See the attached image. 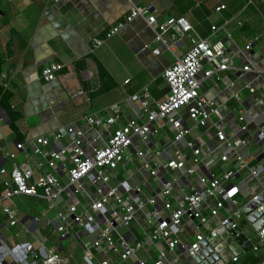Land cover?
Segmentation results:
<instances>
[{
  "label": "built area",
  "instance_id": "built-area-1",
  "mask_svg": "<svg viewBox=\"0 0 264 264\" xmlns=\"http://www.w3.org/2000/svg\"><path fill=\"white\" fill-rule=\"evenodd\" d=\"M60 1L50 0L52 4ZM248 5H253L250 0H247ZM223 10L225 6L221 5L215 12ZM138 18L145 21L157 43L165 45L168 36L175 44L183 37L189 38V49L183 56L174 57L173 63L162 73L168 89L165 99L153 101L147 88L131 98L139 104L145 117L142 124L127 120L116 104L111 106L107 116H85V131L64 126L47 137L38 138L33 148L37 173L29 164V157L10 170L0 167L3 189L0 212L8 218L10 226H15L18 221L11 202L16 197L53 203L65 192L84 195L88 201L86 209L78 211L77 206L68 205L65 213H58V223L53 225L59 239L70 234L79 239V234L72 232L75 226L94 237L91 243L82 245L83 264H95L91 249L113 253L120 263L135 259L137 264H177L179 257L186 255L197 264L195 259L202 256L204 241L219 257L213 264H239L240 254L245 256L249 252L257 257L264 245V228L255 235L259 246L249 239L238 246L237 253L232 249L228 252L222 243V237L238 225L233 218L242 208L236 205L237 197L242 194L241 176L247 173V177L258 183L264 179V165L257 161L264 156V121H260L264 116V96L246 104L240 92L231 93L236 82L229 79V75L241 78L244 74H253L254 83H259L264 92V68L252 65L248 56L252 43L234 52L232 48L236 46L226 25L211 27V37L221 33L224 38L212 42L210 38H200L185 17L168 18L158 23L150 8L135 6L122 22L107 31L105 39L117 35L125 25ZM237 27H242L241 22ZM102 44L101 40H93L94 49ZM236 57L242 58L240 67L235 63ZM63 68L64 65L50 63L42 69L41 78L47 83L53 82ZM69 68L72 70L71 66ZM92 76L88 72L86 78ZM66 77L69 74H65ZM207 82L220 83L224 91L230 92L228 99L219 102L209 97L204 91ZM0 87L7 89L1 83ZM244 89L252 96L256 93L252 84ZM82 96H85L82 89L71 94L75 99ZM63 140L68 141L67 146H60ZM249 140L258 146L256 155L247 150ZM51 143L52 148L43 149ZM22 147L18 143L15 151ZM6 157L16 158L10 152ZM134 161L159 186L151 196L144 195L142 185L147 182L136 181L127 171ZM218 164L227 168L216 169ZM122 172L125 177L119 180ZM60 175L65 177L64 183ZM111 176L117 180L112 186L109 185ZM90 188L94 190L92 193ZM263 193L264 186H261L244 206ZM208 202L213 203L210 208H207ZM226 205L235 208V213L211 226ZM147 207L150 208L146 216L149 233L139 241L131 234L126 236L135 216ZM34 221L38 223V219ZM201 227L206 233L201 232ZM188 237L191 241H187ZM249 242L250 249L245 253L242 246ZM154 243L164 244L166 250L159 252L155 259L137 258L139 252ZM166 253H174L173 261L166 262ZM8 260L12 264H67L58 251L48 249L44 242L8 247L0 237V264H7ZM204 261L209 262V259ZM99 264L112 263L105 259Z\"/></svg>",
  "mask_w": 264,
  "mask_h": 264
},
{
  "label": "crops",
  "instance_id": "crops-1",
  "mask_svg": "<svg viewBox=\"0 0 264 264\" xmlns=\"http://www.w3.org/2000/svg\"><path fill=\"white\" fill-rule=\"evenodd\" d=\"M208 1L61 0L52 4L50 0H0V60L3 61L0 66V83L6 85L5 91L11 94L8 102L11 110L19 114V119L14 124L15 134L9 128L10 121L5 112L0 109V167L10 170L15 164L29 157V164L34 169L33 148L38 138L47 137L64 126H75L85 131V116H107L111 106L116 104L121 107L127 120H136L142 124L145 117L139 104L131 98L143 88L148 89L153 101L162 102L165 99L168 89L162 79V73L173 63L174 57L183 56L189 49V38L183 37L175 44L168 36L165 37V45L157 43L145 21L138 18L125 25L117 35L106 40L107 31L122 22L132 6L150 8L158 23L168 18L185 17L200 38H210L212 42L224 38L221 33L211 37V27L226 25L236 46L232 48L233 51L243 50L247 43H252V52L248 55L251 63L264 68V36L257 33L260 27L259 16L250 7L245 10L239 0H232L231 5L223 0H216L214 16L210 18L207 9H204ZM221 5L225 6V10L215 12ZM222 13H225L226 17ZM238 22H241V28L237 27ZM231 23L233 26L229 29ZM255 38L258 40L254 41ZM95 39L103 41L97 49L93 48ZM237 42H242L243 48H239ZM50 63L64 65V68L56 75V80L47 83L41 78V71ZM96 63L102 65L115 85L112 90L102 94L98 93L100 82ZM235 63L240 67L242 58L236 57ZM88 72L92 73V78H86ZM65 74H69V77L64 78ZM254 78L253 74H244L241 78L229 75V79L236 82V88L231 93L240 92L242 100L249 105L253 99L264 96L260 84L254 83ZM127 80L128 83L125 84ZM262 80L264 81V75ZM110 84L106 81L105 85ZM248 84H252L256 89L254 96L244 89ZM79 89L83 90L85 96L72 98L73 91ZM204 91L219 102L227 100L230 96V92L224 91L220 83L207 82ZM3 114L5 118L2 117ZM262 120L264 121V116L260 119ZM157 142L164 146L161 141ZM18 143L23 145V149L16 152L15 146ZM67 144L68 141L63 140L60 146ZM53 146L51 143L43 149L49 150ZM156 147H159L158 144ZM247 150L251 155L259 152L253 140H249ZM9 152L15 154L14 160L6 157ZM257 161L264 165V156ZM225 168L226 165L218 164L216 169ZM127 171L135 176L136 181L147 182L142 185L146 197L159 188L154 180L139 169L137 161H134ZM247 175L244 173L241 176L242 194L236 199L238 208L243 207L251 195L264 186V179L258 183ZM59 177L64 183L65 177ZM124 177L122 172L118 179L122 180ZM116 182L111 176L109 185L112 186ZM90 191L92 193L93 188H90ZM11 204L18 221L15 226H10L8 218L0 212V237L8 247L25 242H44L48 249L58 251L67 264H83L82 245L91 243L94 237L75 226L72 232L79 234V239L73 234L68 238L59 239L54 234L53 225L58 223V213H65L68 205L77 206L78 211L86 209L88 201L84 195L73 196L65 192L53 203L43 199L16 197ZM212 204L208 202L207 208ZM149 210L147 207L135 216L130 233L126 236L131 234L138 241L146 237L150 230L146 223ZM235 211L231 205H226L219 217L212 221L211 226H215L219 219L229 217ZM237 215L235 213L233 219L239 223ZM35 219H38V223ZM250 230L247 236L251 240L250 233L255 238L256 232L252 228ZM201 232L206 233V229L201 227ZM230 232L222 237V243L228 252L232 249L239 253V245ZM187 241H191V238L188 237ZM127 243L131 245V241ZM118 249L122 251L121 246H118ZM165 250L164 244L154 243L148 245L145 251L139 252L137 258L149 256L155 259L159 252ZM91 252L95 264L105 259L112 264H137L135 259L120 263L115 254L104 250L91 249ZM174 257V253H166V262L173 261ZM242 257L243 254H240V260ZM7 264L12 263L7 261ZM177 264L194 262L182 255Z\"/></svg>",
  "mask_w": 264,
  "mask_h": 264
},
{
  "label": "water",
  "instance_id": "water-1",
  "mask_svg": "<svg viewBox=\"0 0 264 264\" xmlns=\"http://www.w3.org/2000/svg\"><path fill=\"white\" fill-rule=\"evenodd\" d=\"M263 156L259 157L258 160L262 159ZM237 220L239 221L236 229L231 231L230 234L234 238L235 242L241 246L244 242L249 240L247 232L244 231V225H249L254 232H259L264 228V193L259 196L258 199L254 202H249L247 205L243 206L240 210V213L237 215ZM230 222H233L232 219ZM238 235V236H237ZM66 236L65 238H68ZM250 242L242 246V249L245 253H248L250 249ZM202 256L196 258L195 262L197 264H213L219 259V257L213 252L212 247L208 242H203ZM205 258L209 259V262L204 261ZM264 264V263H263Z\"/></svg>",
  "mask_w": 264,
  "mask_h": 264
},
{
  "label": "trees",
  "instance_id": "trees-1",
  "mask_svg": "<svg viewBox=\"0 0 264 264\" xmlns=\"http://www.w3.org/2000/svg\"><path fill=\"white\" fill-rule=\"evenodd\" d=\"M245 4H247V0H244ZM253 5H248L247 7H250L253 12L256 13L259 18L264 20V0H250ZM3 61L0 60V66L2 65ZM97 68V74H98V80L100 82V88L98 89V93L102 94L104 92L112 90L115 85L111 79V77L108 75L107 71L100 65L99 63H96ZM106 81H109L111 84L110 86H106ZM11 98V94L5 90H3L2 87H0V109L5 112L7 119L10 121L9 128L11 131H13L16 134L15 129V122L19 119V114L14 113L8 102ZM19 140V138L17 139ZM3 189L0 186V195L2 194ZM261 257L253 256L246 258L244 260H241L239 264H262L264 263V256L260 255Z\"/></svg>",
  "mask_w": 264,
  "mask_h": 264
},
{
  "label": "rangeland",
  "instance_id": "rangeland-1",
  "mask_svg": "<svg viewBox=\"0 0 264 264\" xmlns=\"http://www.w3.org/2000/svg\"><path fill=\"white\" fill-rule=\"evenodd\" d=\"M231 1L232 0H223V2H226V4H229L230 3V5H231ZM239 1H241L242 5H243V8H245V10H246L247 9V4L244 3V0H239ZM214 2H216V0H209L206 3V6L204 7V9H207V13L209 14L210 18L214 16V5H215ZM230 9H232V7H230ZM222 15H224V17H226V14L225 13H222ZM213 19H215V18H213ZM231 26H233V23H231L229 25V29H231ZM257 33H259L260 35L264 36V20L262 18L260 19V27L258 28ZM252 42H253V40H252ZM237 45L239 46V48H243L242 42H237ZM243 229H244V231H246L248 233L251 232L250 227L247 224L244 225V228ZM250 238H251V241H252V243L254 245L259 246L258 245V241L254 238V236H252L251 233H250ZM260 250H261L260 251L261 253H259L258 256L259 257H261L260 255H263L264 256V245H261ZM253 254L254 253L249 252L247 255H245V256L242 257V260H244L246 258H249V257H253Z\"/></svg>",
  "mask_w": 264,
  "mask_h": 264
}]
</instances>
